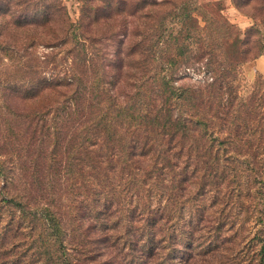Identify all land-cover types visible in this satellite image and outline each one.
<instances>
[{"label":"trees","instance_id":"trees-1","mask_svg":"<svg viewBox=\"0 0 264 264\" xmlns=\"http://www.w3.org/2000/svg\"><path fill=\"white\" fill-rule=\"evenodd\" d=\"M78 2L75 22L64 0L17 1L46 22L59 12L61 90L0 140V264H160V251L170 264L182 241L210 252L239 234L264 264V228L251 236L264 74L245 90L264 0H232L253 19L245 31L223 0Z\"/></svg>","mask_w":264,"mask_h":264},{"label":"rangeland","instance_id":"rangeland-1","mask_svg":"<svg viewBox=\"0 0 264 264\" xmlns=\"http://www.w3.org/2000/svg\"><path fill=\"white\" fill-rule=\"evenodd\" d=\"M17 1L0 0V140H5L8 134L10 137L30 125L33 113L36 112L40 117L52 106H57L55 100L58 99L61 90L57 85L62 58L58 39L59 12L54 8L56 20L46 22L43 16L46 10L44 6L17 4ZM64 2L76 22L80 17V3L78 0H64ZM223 2L225 14L232 23L243 31L253 24L251 15L238 9L232 0H223ZM53 30L56 35L52 33ZM262 56L258 58L259 62L256 60L252 63L251 68L249 66L245 68V90L254 81L255 70L264 74ZM36 122L37 120H34V123ZM263 220L264 183H254L252 184V227H254L251 236H255L258 228H264ZM211 224L214 225V222ZM227 236L221 238L214 236L215 246L210 252L198 247L200 242L198 240L194 249L188 247L186 241H182L176 247L170 248V264H255V251L250 238L240 234L237 239H232L236 238L234 236L230 238ZM166 254L167 251H160L158 257L160 264L166 260ZM93 261L91 264L99 262L120 264L121 259L116 256L110 258L103 256Z\"/></svg>","mask_w":264,"mask_h":264},{"label":"crops","instance_id":"crops-1","mask_svg":"<svg viewBox=\"0 0 264 264\" xmlns=\"http://www.w3.org/2000/svg\"><path fill=\"white\" fill-rule=\"evenodd\" d=\"M262 57H264V55H263ZM257 61L259 62V59H257ZM257 64H258V66H259V63H257Z\"/></svg>","mask_w":264,"mask_h":264}]
</instances>
